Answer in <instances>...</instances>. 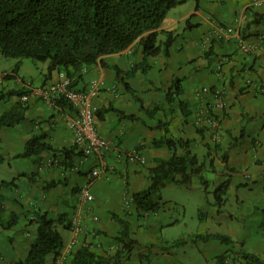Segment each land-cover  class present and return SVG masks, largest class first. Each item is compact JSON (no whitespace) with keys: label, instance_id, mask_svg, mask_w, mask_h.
Instances as JSON below:
<instances>
[{"label":"crops","instance_id":"1","mask_svg":"<svg viewBox=\"0 0 264 264\" xmlns=\"http://www.w3.org/2000/svg\"><path fill=\"white\" fill-rule=\"evenodd\" d=\"M254 13H264V0L188 1L171 9L156 30L159 41L165 40L164 32H176L169 56L148 57L145 62L137 41L120 53L104 56L105 66L99 62L74 72L75 86L80 91H91L94 81L100 84L98 95L91 101L97 111L113 106L126 115L136 116L134 120L120 119L118 114L110 111L103 120L97 117L99 135L113 146L104 156L76 155L72 168L64 166L65 158L60 150L75 145L69 124L75 111L67 106L60 108L33 99L22 123L0 129V153L7 156L6 173L11 178L0 179V245H3L0 264H17L27 256L35 239L29 226L36 225L31 223L36 211H47L54 219L65 213L70 217L72 214L78 216L80 225L73 250L90 245L106 258L116 253L113 238L120 225L113 218L114 213L128 221L130 234L138 241L139 234H161L176 225L178 220L172 219L175 204L165 203L155 214L141 216L132 197L133 193L148 187L149 170L156 160L171 156L167 146L153 145L155 140L165 136L157 123L166 120V113L170 119L169 135L190 142L189 148L199 159L195 148L205 152L210 163L214 160V168L215 163H221L226 169L220 156L229 152L226 175L231 178V183L225 206L229 203L227 195L231 189L239 193L237 203L249 200L256 207L264 204V21L250 24ZM220 27L231 29L232 36L221 32ZM240 42L250 46L252 51H242ZM15 64L16 61L8 70L1 69L0 92L19 90L23 81L34 86L44 84L48 63H44L38 82L25 76L23 63L14 77L3 79ZM116 68L130 75L120 82ZM57 77L58 71H55L47 82ZM175 78L182 79L183 93L170 107L166 90ZM204 88L209 92L201 93ZM180 101L188 106V116L182 113ZM16 102V98L1 100L0 114L10 110ZM206 105L214 109L219 119L217 137L196 125L197 109ZM142 106L144 110H141ZM155 106L166 111H158L152 117L145 110ZM39 134L47 137L54 150L27 158L15 157L24 151L30 137ZM116 147L122 152L137 151L146 163L127 160L115 151ZM251 167L253 170L249 173ZM53 182L56 185L49 188ZM85 188L94 197L88 210L82 209L81 192ZM14 214L19 216L18 222L6 229L4 225ZM218 223L225 235L230 237L236 233L233 224H224L223 220ZM73 229V226L70 230L59 227L64 237L62 253L69 254L72 250ZM153 240L156 244L155 236ZM218 243L225 246L219 251L216 242L215 250L219 252L214 258L223 253L230 254L228 245ZM254 244L255 255L264 261V243L257 240ZM171 255V252L155 247L135 248L122 263L177 264ZM53 259L50 257L48 264H53ZM230 260L227 258L226 262Z\"/></svg>","mask_w":264,"mask_h":264},{"label":"trees","instance_id":"2","mask_svg":"<svg viewBox=\"0 0 264 264\" xmlns=\"http://www.w3.org/2000/svg\"><path fill=\"white\" fill-rule=\"evenodd\" d=\"M188 1L199 2V0H0V54L4 58L16 60L14 68L5 74L3 79L14 77L26 59L48 63L44 84L48 83L55 71L63 72L74 79V72L99 62L105 66L104 56L120 53L137 41L142 47L145 62L148 57L159 55L167 57L177 34L164 32L165 40L159 41V33L156 30L171 9ZM262 21L264 13H254L250 24ZM115 70L120 82L130 75L118 68ZM75 81L76 79L72 85L74 88L77 84ZM126 88L129 89L128 84ZM30 92V89L23 87L19 90L0 92V101L17 99L10 110L0 114V129L16 127L25 120L30 103L23 101L22 97L30 95ZM182 93V79L175 78L166 90L170 107ZM55 104L60 108L70 107L65 100H58ZM179 104L182 113L188 116L190 114L188 106L181 101ZM142 109L144 110L143 106ZM110 111L118 114L120 119H136L134 115H126L109 106L96 112L98 120H103ZM145 111L154 117L158 111L166 110L155 106L154 109ZM167 116L166 113V120L157 123V127L164 131L165 136L155 140L153 145L167 146L171 156L165 160H156V164L149 170L148 187L132 195L136 208L142 212L141 216L155 214L160 210L165 204L162 203L160 192L166 186L178 185L189 188L192 186L193 178L197 176L206 195L209 193V181L203 174L206 165L191 151L190 142L169 135L170 119ZM46 139L44 134L33 135L26 142L24 151L15 157L27 158L54 150ZM76 149L77 146L74 145L60 150L65 158V167L72 168L74 157L82 154ZM179 150L183 152L179 153ZM220 159L226 169L229 168V152L223 153ZM6 160L7 156L0 153V167ZM213 161L210 163L212 166ZM10 183L14 181L3 182L2 185ZM230 183L231 178L228 176L213 191L214 205L218 212H221L226 204V193ZM55 185L54 182L50 183L49 188ZM200 213L202 214L201 210ZM112 216L120 225L118 234L113 238L116 242V253L111 258H106L97 254L90 245H82L71 252L68 264H123L122 260L139 245V241L131 236L127 220L115 213ZM18 217L16 214L12 215L4 227L6 229L13 227L18 222ZM31 223L37 225L35 239L29 246L27 256L17 264H48L50 257L56 260L64 247V237L59 227L70 230L71 218H68V214H62L54 219L47 211H36ZM192 241L194 243L219 241L226 245L233 243L229 236L213 232L197 233L193 235ZM185 243V239H178L168 245L180 246ZM225 255L216 257L218 264H226ZM241 258L246 260L247 264H264V261L253 253H245Z\"/></svg>","mask_w":264,"mask_h":264},{"label":"rangeland","instance_id":"3","mask_svg":"<svg viewBox=\"0 0 264 264\" xmlns=\"http://www.w3.org/2000/svg\"><path fill=\"white\" fill-rule=\"evenodd\" d=\"M15 61V59L4 58L0 54V71L1 69L8 70L10 67H13L11 65ZM43 67L44 63L42 62L26 59L23 61L22 72L27 78L32 77L38 82L41 79ZM195 151L198 152L200 161L206 164L203 174L209 181V193L206 195L200 178L197 176L193 178L192 186L189 188L178 185L164 187L160 192L162 203L175 204V211L172 219L178 220V223L172 227L166 228L161 234H139V245L136 249L153 248L151 245H153V236H155V248L171 252V257L177 264H216V261H214L216 258H214V256L217 255L220 248H224L225 245H221L218 243L219 241L209 243L199 241L194 243L192 237L197 233H223L218 223V221L223 220L224 224L230 223L237 228L236 233L230 235L233 243L226 246L230 249V254L223 253L226 254V259L231 258L232 260H230L229 263L225 261L226 264H247L246 260L241 258L242 255L245 253L255 254V241L261 240L264 243V204L256 207L253 203H250L249 200H246L244 203H237L236 196L239 195V193L231 189L227 195L229 203L225 208L223 207L221 212H218L217 207L214 205L213 191L219 183L228 177L226 175V169L221 163H215L216 167L214 168L210 164V159L207 158L205 152H199L197 148H195ZM233 153L235 154V152ZM233 160L234 158L232 161ZM216 168L217 170H215ZM6 170L7 167L4 163L0 167V179H11L7 175ZM252 170L253 167L249 168L248 172L251 173ZM82 201V209L88 210L89 203L91 202L86 201L84 198ZM230 205H232V207H230ZM65 214H68V218H71L73 226V220L76 216L74 217V214H72L70 217L69 213ZM29 231L34 233L33 237L36 236L37 226L30 225ZM178 239H185L186 243L180 246L168 245ZM216 242L219 248L217 249L219 250L218 252L215 250ZM76 244L75 241L71 248L72 250L75 248ZM1 247H3V245H0V248ZM6 249L7 248L4 247V250ZM72 250H70L66 259H64V264L69 263L68 256L71 255ZM55 261L56 260L53 261V264Z\"/></svg>","mask_w":264,"mask_h":264},{"label":"built area","instance_id":"4","mask_svg":"<svg viewBox=\"0 0 264 264\" xmlns=\"http://www.w3.org/2000/svg\"><path fill=\"white\" fill-rule=\"evenodd\" d=\"M213 2L219 0H210ZM221 32H225L229 36H232L231 29L226 27H220ZM240 49L244 52H251V47L240 42ZM264 57V50H262ZM74 79L68 77L65 73H58L57 79L50 81L46 84L40 86H34L30 82H22V87L30 89V95H24L22 97L23 101L30 102L31 100H40L47 104L56 106V101L65 100L70 108L75 111V116L69 120L70 128L72 129L75 136V145L82 152L84 156L99 155L104 156L108 152L112 151V144L102 138L97 130L96 121L97 109L92 105V99L98 95L99 83L94 81L91 83V91H80L79 89L72 86ZM209 89L204 88L201 93H207ZM196 125L205 130H209L214 136L217 135V130L219 129V119L216 116L214 109L211 106H200L196 112ZM115 151L120 155H123L127 160L139 162L145 164V158L137 151L132 152H122L119 148H115ZM82 197L88 201L92 202L94 200L93 195L89 189L85 188L81 192ZM97 219V218H96ZM74 235L75 239L72 241L71 247H73L78 231L80 219L78 216L74 218ZM78 221V222H77ZM68 253H61L56 259L54 264H64V259H66Z\"/></svg>","mask_w":264,"mask_h":264},{"label":"clouds","instance_id":"5","mask_svg":"<svg viewBox=\"0 0 264 264\" xmlns=\"http://www.w3.org/2000/svg\"><path fill=\"white\" fill-rule=\"evenodd\" d=\"M77 150L79 151V152H81L79 149H78V147H77ZM63 250V249H62ZM61 253H62V251H61Z\"/></svg>","mask_w":264,"mask_h":264}]
</instances>
